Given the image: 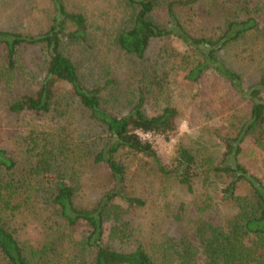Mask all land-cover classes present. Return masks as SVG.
Masks as SVG:
<instances>
[{"label": "trees", "instance_id": "obj_1", "mask_svg": "<svg viewBox=\"0 0 264 264\" xmlns=\"http://www.w3.org/2000/svg\"><path fill=\"white\" fill-rule=\"evenodd\" d=\"M95 1L0 28V112L52 123L0 148V264H264L241 160L264 156V0ZM169 40L185 50L151 57ZM183 109L196 141L163 162L141 134H177Z\"/></svg>", "mask_w": 264, "mask_h": 264}, {"label": "rangeland", "instance_id": "obj_2", "mask_svg": "<svg viewBox=\"0 0 264 264\" xmlns=\"http://www.w3.org/2000/svg\"><path fill=\"white\" fill-rule=\"evenodd\" d=\"M51 0H0V28L8 30L17 29L22 32H27L29 29L40 31L42 28H47L48 7ZM94 4L103 9L101 1L96 0ZM34 8L31 19L26 17V8ZM32 15V16H33ZM30 19V21L28 20ZM166 48H173L178 51H184L185 47L177 40L161 41L153 44L151 48V57L157 56ZM102 45L99 46V50ZM106 50V49H104ZM112 59L110 56H106ZM158 57V56H157ZM124 67L126 63L124 62ZM126 73V71H125ZM122 79H125L123 77ZM149 113H154L153 107H147ZM188 110L183 109V113L179 123L178 133L166 138L156 134H141V137L152 144L158 156L163 162L169 161L176 153L179 144H193L196 141L197 132L189 125L187 118ZM52 124L50 116H37L34 113H29L25 117L17 120L15 117L7 118L6 114L0 112V148L17 149L16 142L20 135H27L33 131L40 132L44 126ZM242 162L246 165L249 172L259 177L264 182V156L254 150L250 143L245 145L244 153L241 156ZM135 170V168H133ZM137 190L158 189L160 182L153 177L144 176L136 181Z\"/></svg>", "mask_w": 264, "mask_h": 264}]
</instances>
